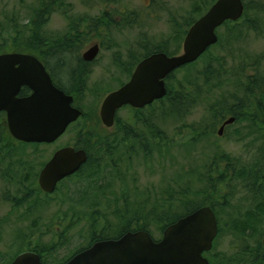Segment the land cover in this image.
<instances>
[{
    "label": "rangeland",
    "instance_id": "374dc122",
    "mask_svg": "<svg viewBox=\"0 0 264 264\" xmlns=\"http://www.w3.org/2000/svg\"><path fill=\"white\" fill-rule=\"evenodd\" d=\"M215 1L0 0V52L20 49L42 3L55 5L38 32L54 39L45 44L72 42L69 52L76 55L100 42L99 59L75 100L83 116L54 144H23L8 137L2 144L11 157L0 165V264L36 247L43 248L47 264L61 263L95 233L110 237L128 223L144 225L158 240L159 217L169 213L171 202L172 210L181 212L188 199L215 207L219 235L208 253L214 264H237L260 246L264 216L255 218L257 200L247 191L264 187V86L249 93L246 77L256 69L257 81L264 80V27L234 44L227 36L219 38L226 30L220 27L217 43L173 74L166 82L170 91L185 84L191 90L194 104L183 117L168 115L167 101L161 100L140 110H119L110 129L99 120L102 99L127 81V67L144 56V47L180 54L187 23ZM259 16L264 23V13ZM47 49L60 50L53 44ZM251 99L252 108L237 107ZM235 113L237 121L219 139L218 118ZM125 126L133 138H123ZM94 134L105 139L92 149L98 168L67 179L52 194L42 193L38 174L56 146ZM216 174L227 178L221 186L214 183ZM250 174L254 178L248 179ZM248 223L252 227L246 228Z\"/></svg>",
    "mask_w": 264,
    "mask_h": 264
},
{
    "label": "water",
    "instance_id": "95a60500",
    "mask_svg": "<svg viewBox=\"0 0 264 264\" xmlns=\"http://www.w3.org/2000/svg\"><path fill=\"white\" fill-rule=\"evenodd\" d=\"M244 12L242 0H216L188 28L182 52L167 55L155 52L139 62L129 81L109 92L99 114L106 127H112L117 109L124 105L142 108L167 93L166 77L176 69L196 61L218 41L216 29L225 21H237ZM98 46L85 51L93 58ZM19 67L13 69V64ZM21 85H27L31 96L14 100ZM73 97L54 86L51 78L32 56L13 53L0 56V110L8 113L11 136L24 143H51L75 122L82 111L72 106ZM229 119L227 122L232 121ZM86 159L83 150L65 147L58 150L41 169L38 183L51 193L59 180L74 173ZM217 234V220L209 206H201L168 224L156 240L143 229L127 231L115 239L95 242L76 253L63 264H209L203 256L212 247ZM264 247V236L262 238ZM9 264H43L35 251L17 254Z\"/></svg>",
    "mask_w": 264,
    "mask_h": 264
},
{
    "label": "flooded vegetation",
    "instance_id": "af4514ba",
    "mask_svg": "<svg viewBox=\"0 0 264 264\" xmlns=\"http://www.w3.org/2000/svg\"><path fill=\"white\" fill-rule=\"evenodd\" d=\"M52 1H56V0H52ZM54 3L53 4H46V3H42L39 7V10L37 11V9L34 11V16H32L30 18L31 21H33L34 23L36 22L37 23V16L40 17L41 19L40 20H47V18L49 17V15H51V13L55 10L54 9ZM138 16V15H135V17ZM33 18V19H32ZM185 37V36H184ZM54 39H51V36H46L44 37V42H51L53 41ZM184 40V39H183ZM57 43V42H56ZM53 43H49V44H46V46H41L42 49H38L39 51L37 52H17V51H6V52H0V56L2 55H9V54H13V53H18V54H24V55H29V56H32L34 57L40 64L41 66L45 69V71L47 72V74L49 75V77L51 78V81L52 83L54 84V86H56L57 88L61 89L65 94L67 95H71L73 97V102H72V106L74 107H77L80 109V107L76 104V97H77V94L80 93V90L77 89L75 87H73L72 89L69 90L70 87V78L69 76H72V75H80L82 76V80H85V77L89 74H91L92 72V68L93 65L97 62V60L99 59V51H100V42H94L92 45H97L98 46V52L97 54L91 58V59H85L83 57V54L85 53L86 50H88L89 47H91L92 45H90L84 52L82 53H77L76 52V55L75 53H70V52H57L55 50H52V49H47V47H49V45H52ZM62 44H65L62 42ZM183 44V43H182ZM68 45V44H67ZM215 45V44H214ZM213 46V45H212ZM71 47V46H70ZM63 48V47H62ZM148 48V47H147ZM43 49H47L46 51H44ZM70 49V48H68ZM149 49V48H148ZM155 52H163V53H166L167 55L171 56V55H177V54H170V51H155ZM155 52H152V53H155ZM182 52V51H181ZM150 53V54H152ZM148 54V55H150ZM72 55V57H71ZM75 55V56H73ZM148 55H145L144 53V56L137 60L134 65H130L127 67V72L129 73V77L127 79V81H129L132 73L134 72L136 66L139 64V62L141 60H143L145 57H147ZM70 56V57H69ZM19 65L18 64H13V69H16L18 68ZM184 67V66H182ZM182 67L178 68V69H181ZM178 69H176L175 71H177ZM173 71V72H175ZM172 72V73H173ZM171 74V73H170ZM169 74V75H170ZM169 75L166 77L165 79V85H166V82L168 80V77ZM59 76H64L66 79L63 80V79H59ZM64 81L67 82L64 83ZM127 81H125L123 84H125ZM123 84H121L119 87H121ZM118 87V88H119ZM116 88V89H118ZM166 88H167V85H166ZM76 90L77 92H73L72 90ZM115 89V90H116ZM113 91V90H112ZM111 92V91H110ZM33 93V91L31 90V88H29L27 85H21L19 87V89L17 90V92L13 95V99L14 100H21V99H25L29 96H31V94ZM109 93V92H108ZM107 93V94H108ZM106 94V95H107ZM105 95V96H106ZM104 96V97H105ZM164 98V97H163ZM161 98V99H163ZM104 99V98H103ZM102 99V101H103ZM160 100V99H158ZM158 100H155V101H158ZM101 101V103H102ZM155 101H153L152 103H154ZM101 103H100V106H101ZM152 103L144 106V107H147V106H150L152 105ZM100 106H99V109L100 110ZM126 107H130L132 109H135V110H140L141 108H133L131 107L130 105H124L122 107H120L119 109H117L116 113H115V117H114V124L113 126L117 125V113L119 110L123 109V108H126ZM142 107V108H144ZM81 110V109H80ZM82 111V110H81ZM99 112V111H98ZM99 114V113H98ZM83 116V111H82V115L80 117ZM79 117V118H80ZM78 118V119H79ZM237 118H238V115L236 114H230L228 117H225V118H222V117H219L218 118V121H219V128L217 130V135H218V138L221 139L223 136H224V132H226L227 128L229 127V125H232L233 123H235L237 121ZM242 118V117H241ZM77 119V120H78ZM229 119H233L232 121L230 122H227ZM99 120L101 122V124L106 128V129H110L112 127H106L101 119H100V114H99ZM7 123H8V113L7 111L5 110H0V125H3L5 128H6V133H7V137L10 141H13V142H19V143H23V144H35V145H50V144H54L56 143L67 131V129L69 128V126L72 124H70L67 129L65 130V132L63 134H61L55 141L51 142V143H45V142H42V143H24V142H20L16 139H14L11 134L9 133V130H8V126H7ZM74 123V122H73ZM117 127V126H116ZM119 129L122 128V125H119L118 127ZM108 133V132H106ZM124 134V132H123ZM89 140H83L82 137H77L72 143H65V144H62V145H59V146H56V148L54 149V151L51 153V156L47 159V161L44 163V165L42 166V168L48 163V161L54 156V154L62 149V148H65V147H71L73 148L74 150H83L84 153H85V156H86V159L84 161V163H82L79 168L72 174L70 175H67L65 177H63L61 180H59L55 186V189L53 190V192L51 193H46L44 192L39 183H38V178H37V184H38V188L42 191V193H45V194H52L54 193L58 187L64 182L66 181L67 179L71 178V177H74V176H77L79 175L80 173H82L83 171H85L86 169L88 168H93V169H97L98 166H96V164L92 163L93 161V153H92V149L95 147H97L98 145L101 144L102 141H104L105 139H103L102 137H97L96 134H94V137H91V138H88ZM103 145V144H102ZM9 150H6L5 148H1L0 147V165L3 163V162H6V161H9L11 155L9 154ZM95 153V151H93ZM22 162V161H19L17 163V165H19V163ZM16 165V166H17ZM41 168V169H42ZM40 169V171H41ZM39 171V173H40ZM95 170L93 171L92 174H94ZM246 173V171L243 172L242 176ZM38 177H39V174H38ZM248 179L249 178H254V175L253 174H250L249 176H247ZM225 178L223 175L221 174H216L215 176V180H214V183L216 186H221L222 184L225 183ZM247 179V180H248ZM264 183V182H263ZM262 185V184H261ZM260 185V186H261ZM215 187V186H214ZM251 190V191H250ZM248 190L247 192L250 194V198H252V201L254 200H257V202L255 203V205L257 206L256 208H253L255 209V218H260L262 216H264V187H258V189L255 188V186ZM260 195L262 197H260ZM203 206H209L215 216H216V220H217V234L213 240V243H212V247L210 250L208 251H205L203 253V256L206 257L208 259V262H210V258L208 257V253L214 248V242L216 241V238L218 237L219 235V232H218V218H217V215H216V211H215V207L210 204V205H203ZM201 207V206H200ZM199 208V207H198ZM256 214L258 216H256ZM125 232H127V230H124V229H119L118 230V233L116 235H113L115 236L114 238L112 236L110 237H107L105 239H98L96 238L98 235H102L101 233H95L91 238L90 240L88 241L89 243H87L85 246H82V247H79L78 249H76L74 251V253L72 255H70L65 261L61 262V263H57V264H63L64 262H66L68 259H70L73 255H75L76 253L92 246L95 242L97 241H100V240H106V239H115V238H118L120 237L122 234H124ZM163 232V231H162ZM121 234V235H120ZM103 236V235H102ZM264 234L262 235L261 237V241H260V245H261V248L262 250L264 251V247H263V244H262V238H263ZM36 252V251H35ZM37 253V252H36ZM40 255V254H39ZM41 257V261H42V254L40 255ZM43 263V262H42Z\"/></svg>",
    "mask_w": 264,
    "mask_h": 264
},
{
    "label": "trees",
    "instance_id": "16d2710c",
    "mask_svg": "<svg viewBox=\"0 0 264 264\" xmlns=\"http://www.w3.org/2000/svg\"><path fill=\"white\" fill-rule=\"evenodd\" d=\"M242 1L244 3V12H243L242 17L237 21H226V22H224L222 24V26L226 27L225 28L226 30L223 31L224 32L223 35H221V34L219 35V38H221L222 36H227L229 38L228 40L232 44L237 43L240 40L243 41L244 37L248 34L259 33L261 31V28L264 27V23L259 16V14L264 13V0H242ZM193 20L194 19H192L190 22L187 23V27H189L194 22ZM239 22H243V25H237V24H239ZM43 24H44V20H39V21H37V23L35 22L34 26L31 27L30 37L26 41H24L25 43L23 42L24 44L18 43V44H23V45H20V49L17 47H13L14 49L11 51H17V52H32L33 51V52H37V50L39 49V45L42 47L46 46V44L44 43V39L41 37L40 33H38L40 27ZM222 26H220V27H222ZM219 38H218V40H219ZM63 43H65V42H63ZM69 44H71V45H69ZM17 45H13V46H17ZM53 45H56L60 49V50H55L57 52H62V51L69 52V51H71L70 46H72V42L68 43V45H67V43L62 44L59 42L53 43ZM68 48H70V49H68ZM144 50H145V55H148V54L155 52V51H165V52L167 51L164 47H160V46H156L152 49H148L147 47H144ZM190 64H192V63H190ZM190 64H188V65H190ZM188 65H185L184 67H186ZM250 67H253V66L250 65ZM175 72H173L169 75L167 81L172 80L173 74ZM253 72H251V74L246 77V83L248 84L246 86V88L249 87L247 89V91L249 93H252L254 86H260V87L264 86V80L262 81V83L259 79L257 81L258 74H257L256 69ZM69 78L71 80L70 81V87L71 88H69V90L72 89L73 87H75L76 89H79L81 91L82 87L84 86V83H85L84 80L81 79L82 76L72 75V76H69ZM258 82L260 84H258ZM190 92H191V90H190L189 84L181 85V86L177 87L176 89H174L173 91H170L167 88V93L164 96V98L160 99L158 101H155L154 103L160 102L161 100H166L167 101L166 104L168 107V109L166 110L167 111L166 113L168 115H171V116L183 117L190 110L189 107H191L194 104L193 99L189 98ZM251 102H252V99L249 102L238 103L237 107L241 108L242 111H246V110L252 108V107H250L252 105ZM154 103H152V105ZM257 106L260 110H262L259 107L261 105H257ZM230 110H233V109H230ZM235 114L238 115L237 113H235ZM124 128H123V132H124L123 138H129L130 133H132L133 131L131 129H128L126 126ZM6 135H7L6 128L3 125H0V147H3L2 144L4 142H6V139L8 136V135L7 136ZM131 138H133V137H130L129 139H131ZM172 205H173V203L171 202L170 208H169V213L167 214V213L163 212V215H161V217H159V219H158V222L160 224V231H163L164 228L168 224L173 223L179 217H181L187 213H190L193 210H195L198 207L203 206L205 204L195 202V201L188 199L187 201H184L182 203V211L181 212L172 210ZM208 205H210V204H208ZM138 222H139V220H138ZM247 225L248 226H246V228H248L250 226L252 227V224L248 223ZM238 228L235 229L236 232H239V231L243 232V230H245L244 232H247V230L245 228L240 229V230ZM139 229H143V230L148 231L144 225L132 227V226H129V223H128V226L124 228V230H127V231H135V230H139ZM112 237L114 238L115 236H112ZM96 238L105 239L107 237L104 235L103 236L98 235ZM42 249L43 248L40 249L38 247L30 248L31 251H36L40 255L44 253ZM46 249H48V248H46ZM243 253L246 256L249 255V253L246 250ZM251 253H252V255L250 257L247 256V259H244L242 262H238L237 264H264V251L262 250L261 245L257 246L256 249ZM2 257H4V255H2ZM42 262H43V264H47L45 262V260H43V258H42ZM225 263L226 262L220 261L219 263H215V264H225ZM209 264H214V261L212 259H210Z\"/></svg>",
    "mask_w": 264,
    "mask_h": 264
}]
</instances>
